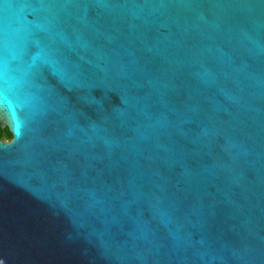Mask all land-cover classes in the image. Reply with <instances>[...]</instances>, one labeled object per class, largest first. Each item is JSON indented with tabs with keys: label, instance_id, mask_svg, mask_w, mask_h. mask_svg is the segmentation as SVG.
<instances>
[{
	"label": "water",
	"instance_id": "95a60500",
	"mask_svg": "<svg viewBox=\"0 0 264 264\" xmlns=\"http://www.w3.org/2000/svg\"><path fill=\"white\" fill-rule=\"evenodd\" d=\"M0 264H264V0H0Z\"/></svg>",
	"mask_w": 264,
	"mask_h": 264
},
{
	"label": "flooded vegetation",
	"instance_id": "af4514ba",
	"mask_svg": "<svg viewBox=\"0 0 264 264\" xmlns=\"http://www.w3.org/2000/svg\"><path fill=\"white\" fill-rule=\"evenodd\" d=\"M5 130H8V134L10 135L9 136V138L7 137V138H0V140L2 141V142H4V143H7V142H9V141H11L12 140V134H11V132L9 131V129L8 128H5V129H2V128H0V134L1 133H3V134H5V132H3V131H5Z\"/></svg>",
	"mask_w": 264,
	"mask_h": 264
},
{
	"label": "trees",
	"instance_id": "16d2710c",
	"mask_svg": "<svg viewBox=\"0 0 264 264\" xmlns=\"http://www.w3.org/2000/svg\"><path fill=\"white\" fill-rule=\"evenodd\" d=\"M3 132H5V134L1 133V134H0V138H3V139H4V138H7V137L9 138L10 135L8 134V130H5V131H3Z\"/></svg>",
	"mask_w": 264,
	"mask_h": 264
}]
</instances>
